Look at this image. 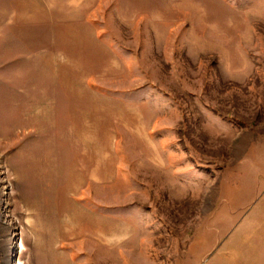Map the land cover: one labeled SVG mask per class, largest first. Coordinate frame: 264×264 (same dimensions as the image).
<instances>
[{"label": "rangeland", "instance_id": "1", "mask_svg": "<svg viewBox=\"0 0 264 264\" xmlns=\"http://www.w3.org/2000/svg\"><path fill=\"white\" fill-rule=\"evenodd\" d=\"M16 262L264 264V0H0Z\"/></svg>", "mask_w": 264, "mask_h": 264}, {"label": "bare ground", "instance_id": "2", "mask_svg": "<svg viewBox=\"0 0 264 264\" xmlns=\"http://www.w3.org/2000/svg\"><path fill=\"white\" fill-rule=\"evenodd\" d=\"M8 242H9V241L7 240V243H8ZM7 243H6V244H7ZM14 264H17V262H16V263H14Z\"/></svg>", "mask_w": 264, "mask_h": 264}]
</instances>
